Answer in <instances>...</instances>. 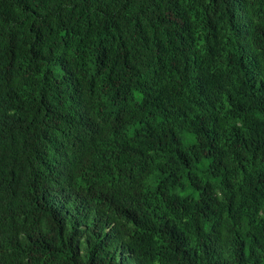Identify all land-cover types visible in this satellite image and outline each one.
<instances>
[{"label": "trees", "instance_id": "1", "mask_svg": "<svg viewBox=\"0 0 264 264\" xmlns=\"http://www.w3.org/2000/svg\"><path fill=\"white\" fill-rule=\"evenodd\" d=\"M0 264H264V0H0Z\"/></svg>", "mask_w": 264, "mask_h": 264}]
</instances>
